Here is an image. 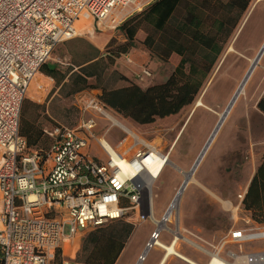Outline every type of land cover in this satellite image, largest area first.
Instances as JSON below:
<instances>
[{"label": "built area", "instance_id": "2783aa9c", "mask_svg": "<svg viewBox=\"0 0 264 264\" xmlns=\"http://www.w3.org/2000/svg\"><path fill=\"white\" fill-rule=\"evenodd\" d=\"M131 5L142 9L138 0H0V264H56L57 257L59 264H88L65 255L64 242L131 209H139L140 220L152 218L145 160L154 153L167 158L126 126H119L126 135L121 147L95 137L96 116H112L96 94L82 98L75 125L53 126L44 153L19 132L29 85L55 46L86 32L89 20L116 28L124 16L115 11ZM148 76L144 67L137 74L139 80ZM93 139L104 159L89 153ZM156 239L154 230L134 264ZM255 241L264 243V226L231 230L226 242L241 247ZM216 255L222 264H264V246L231 260Z\"/></svg>", "mask_w": 264, "mask_h": 264}, {"label": "rangeland", "instance_id": "374dc122", "mask_svg": "<svg viewBox=\"0 0 264 264\" xmlns=\"http://www.w3.org/2000/svg\"><path fill=\"white\" fill-rule=\"evenodd\" d=\"M138 1L141 6H145L151 0ZM134 7L135 5H131L120 9L124 12L122 15L131 12L135 9ZM88 24L87 30L90 31L92 29L91 20ZM141 33L139 32L140 35H142ZM123 42H125L124 36L117 33L115 39L111 40L109 47L114 48L116 44ZM263 42L264 0H251L204 80L196 98L180 113L168 118L157 119L150 125L138 126L120 114L111 112L114 118L123 122L126 127L131 128L141 140L155 146L167 158L165 169L153 181L150 190V206H154L156 219L160 218L159 212L165 204L167 205L170 202L174 193L181 186L184 179L183 173L189 171L192 167L209 134L212 132L218 115L226 108L238 82L242 80L248 69L249 61H246L242 71L233 82L226 84L220 81L224 67L229 63V60H227L224 66L222 65V68H220L221 61L226 60L227 47L232 46L235 51L244 47L248 50V58L251 59L256 56ZM138 43V39L134 41V48L135 46L138 48ZM131 50L132 48L129 52ZM132 52H135V50ZM127 56L131 59L130 63L124 58L125 56L122 60L124 64L133 68L132 79L139 80L137 74L140 73L143 67L149 70L150 76L143 77V81L140 82L143 85L162 82L171 73L178 60L175 55L169 61H161L157 56L150 55L151 58L156 60L150 59V64L148 62L146 66L139 68L132 62L133 55ZM137 56L138 59L141 57L139 54ZM119 57L121 55L115 61ZM263 75L264 52L246 84V89L253 83H258ZM263 90L264 83L258 87L255 100L261 96ZM243 98L244 95L240 96L231 106L230 113L224 119L220 130L196 167L192 175L193 179L187 183L175 216H172L169 222H163V230L160 229L163 231L159 237L160 240L168 242L172 239L171 232L167 230L169 228L171 230L175 229V231L180 229L181 234L207 251L222 248L224 251L239 254L251 251L254 248L256 250L263 248L264 243L262 241L245 243L241 247L233 242H226L231 230L247 227L241 220V207L237 208L238 194L244 190L246 181L251 175L264 146V116L252 114L255 110V100L245 104ZM198 103L201 104L197 105ZM78 116L77 111L73 110L69 116H66L65 119L61 118L59 121L63 125L73 126ZM102 118L95 130L97 137H104L112 144H116L118 140H126V135L120 130L119 126L103 115ZM146 204L148 206V202ZM155 227L156 224L146 219L134 228L132 240L124 252L120 264L127 263L136 246L139 245L143 233L148 230L152 231ZM96 228L98 227H93L85 232L79 231L76 235L82 234L83 238L86 233H92ZM106 229L108 230V227ZM67 231L68 228L65 229V232ZM64 245L68 254V242L66 241ZM195 247L187 242L177 243V249L181 253L185 254L184 251L186 250V254L192 257H196V254H198L200 259L203 258V261L198 262L197 259L195 261L199 264H206L209 260L204 256L203 251ZM157 253L155 248H151L147 254L145 264H152L158 255ZM169 263L188 264L176 256H172L171 262L167 264Z\"/></svg>", "mask_w": 264, "mask_h": 264}, {"label": "trees", "instance_id": "16d2710c", "mask_svg": "<svg viewBox=\"0 0 264 264\" xmlns=\"http://www.w3.org/2000/svg\"><path fill=\"white\" fill-rule=\"evenodd\" d=\"M251 0H155L145 9L130 16L119 25L125 42L109 49L112 57L126 53L133 45L137 33L144 32L143 45L161 61L178 57L171 73L160 83L142 89L125 76H117L112 86L87 84L85 79H70L67 95L73 84L76 89H99V99L122 117L138 126H146L157 119L175 116L190 105L199 93L224 45L236 28ZM179 16V17H178ZM53 74L46 64L40 67ZM124 81L126 85H118ZM264 113V92L257 102ZM21 114V111H20ZM19 121V132L27 145L42 153L48 146L37 145L40 132L34 126ZM242 206L250 211L257 222H264V154L242 198ZM108 227V230L106 229ZM131 225L109 221L86 233L82 240V259L88 264H114ZM60 259L57 257L56 264Z\"/></svg>", "mask_w": 264, "mask_h": 264}, {"label": "crops", "instance_id": "0c3cea01", "mask_svg": "<svg viewBox=\"0 0 264 264\" xmlns=\"http://www.w3.org/2000/svg\"><path fill=\"white\" fill-rule=\"evenodd\" d=\"M153 1H155V0H151L145 6L143 5L141 10L145 9ZM141 10H134L133 9V10H131V12L129 11L128 13H125V15H123L124 17L122 19V22L124 20H126L127 18H129L130 16L140 12ZM115 13H116V15L121 17L122 13H124V12L121 10H118V11H115ZM109 24H110V22L107 21V22H105V24L102 23V26H100L98 28L96 22L92 20L91 21L92 29L90 31H88V30L86 32L83 31L79 36H77L73 39H70L64 43H60V44L56 45L55 48L53 49L54 52L51 53L52 55H50L51 57L46 62H44L42 64V65L46 64L49 68L55 70L54 75L48 74L39 68L38 72L33 77L32 81L29 85V88L27 90L26 96L22 102L20 115H21V117L24 115V117H25L24 122H26V124L29 123L30 125L34 126L35 130H37L41 133L37 145H43V146L50 145L51 140H52L51 134H52L53 126L56 124L63 125L59 120L61 118L65 119L66 116H69L71 111H73V110L77 111V114L79 116L77 118L76 123L78 122V120L81 117V113H82L81 109H82V98L83 97L89 96L91 93H94L99 97L100 90L95 89V88L91 89L89 87H86L87 84L88 85L89 84H96L99 86L100 85H107V87H109L110 85L112 86L113 84H115L117 82V80H118L117 76L123 75L128 80H130L131 82H134L135 84L140 86L142 89H145L147 86H149V85L141 84L140 83L141 80H137L135 78L132 79V75H133L132 72H134L133 68L124 64L123 60H122L125 58L127 60V62L130 63L131 59L128 58L127 55H133L132 62L136 67H139V68L141 66H146V64L148 62L150 64V59L156 60V59L151 58L150 55H153V53H151L142 43V40L144 37V32L140 30L139 32H142L141 33L142 35H140L138 32L136 37H135V41L137 39L139 40L138 48H136V46L134 48V46H133V47H131L132 50L130 52H129V50H130L129 49L126 53H120L118 56L121 55V57H119V59L115 61V59L118 56L112 57L110 55L109 49H112V48L109 47V44H110L112 39H115V36L117 33H119L122 36H124V35L119 31V26L114 28V27L110 26ZM133 50H135V52H132ZM137 54L141 55V57H139V59L137 58L138 57ZM136 58H137V60H136ZM73 75H75L74 83L76 81V78L77 79H85L86 86L80 87V89H76L75 84H73L72 89H71V93H69L67 95L66 93L69 89L68 86H69V83L71 82L70 78ZM121 84L126 85V83L124 81L123 82L119 81L118 85H121ZM263 92H264V90L262 91V94H263ZM262 94H261V96H262ZM260 97L255 100V110L252 112V114H255V115L258 114V115L264 116V113H262L257 108V102L260 99ZM109 109H110V112H112V111L115 112L113 109H111V108H109ZM101 118H102V116H96V119H95L96 120V126L94 129V136L95 137H97L95 135V130L97 128V124L99 123V121H101L103 119V118L102 119ZM103 120L106 121L105 119H103ZM24 138L26 139V137H24ZM105 140L108 141L107 139H105ZM125 142H127V141H125ZM109 143L112 146L121 147L122 144L124 143V139L118 140L116 144H112L111 142H109ZM88 151L93 156H95V157L97 156L100 159H104V155H103L102 151L100 150V148L98 147L95 139H93L91 141V144H90V147L88 148ZM263 154H264V146L262 148V152L259 155V158L257 160V163H256L251 175L249 176V178L246 181V185L244 187V190L242 191L243 196H244V193L246 192V189L248 187V184H249L251 178L253 177V175L256 171L257 166L259 165V163L261 161ZM238 201L239 202H238L237 208L241 207V210H242L241 211L242 212L241 220L243 221V224H246V226H247L246 228H251L254 230L262 229L264 226V222L255 221L252 218L250 211L245 210L243 208L242 200H240L238 198ZM168 204L167 205L165 204L163 209L159 212V216H160L159 219L155 218V214H154L155 211L153 208L154 206L151 205L149 211H150L152 218L155 220H160L161 217L164 214H166ZM138 216H139V209H135V210L131 209L127 212V214L123 218L118 219V220H121V221L131 225L132 229H131L130 234L128 235V237L124 241L123 249H122L119 257L117 258V260L115 261L114 264H120L121 258L123 256L124 252L126 251L129 243L132 240V236H133V233L135 231L134 228L141 221H143V220H140ZM152 218H147V219H149L151 222H153ZM115 221H117V220H115ZM169 221H170V219H169ZM162 228H163V224L161 225L160 229L163 230ZM155 229H156V227L154 229H152V231L148 230V231L143 233L139 245L136 246L135 251L132 253L131 257L128 259L126 264H134L135 263V261L137 260V257L144 251L145 244L147 243V241L150 238L151 233ZM161 230H160L159 237L161 236V234L163 232ZM167 230L169 232H171L172 239L168 242H165L162 240L161 241L168 244L174 238L173 231H175V229L170 230L169 228H167ZM179 230L180 229H178V231H175V232H177V233H175V235L178 234V236H179L178 239L175 240L176 249H177V243L178 242H187L189 245L194 246V247L196 246L195 248H199L198 250L203 251L204 256H206L208 260H210V253H218L219 256L224 257L228 260H231L232 254H238V253L232 252V251H224V250H222V248H218L215 251H213V250L207 251L206 249L197 245L195 242L189 240L187 237H185L183 234H181ZM82 240H83L82 234L75 235L73 238L69 239L67 241L68 242L67 249H68L69 253L68 254L66 253V248H65V245L63 244L64 254L71 257V258L83 261L82 251H81ZM151 248H155L158 252L157 253L158 255L156 256L157 258L155 257L152 264H158V262L162 256L163 251L157 249L154 245ZM151 248H149L145 252L144 260L142 261L141 264H145V262L147 260V254ZM254 250H256V249L254 248L251 251H254ZM184 252L186 254V250ZM172 256H174V255L169 256L164 261L163 264H167L168 262H171ZM186 256L190 257L191 259L195 258V259H193L194 261L196 259L198 260V262L203 261V258L200 259L198 254H196V257H192V256H189L187 254H186ZM195 262H197V261H195ZM169 264H171V263H169Z\"/></svg>", "mask_w": 264, "mask_h": 264}, {"label": "bare ground", "instance_id": "6f19581e", "mask_svg": "<svg viewBox=\"0 0 264 264\" xmlns=\"http://www.w3.org/2000/svg\"><path fill=\"white\" fill-rule=\"evenodd\" d=\"M226 52H227L226 53V60H224V61L222 60L221 61L220 68H222V65L224 66V64L226 63L227 60H229V63L224 67V70H223L222 77H221L220 81L222 83H226L227 84L229 82L230 83L233 82L238 77V75L242 71L243 66L245 65V62L246 61H249V66H250L252 64V62L254 61V57L251 58V59L248 58V50L246 48H244V47H242L241 49L235 51L232 46H229V47H227ZM257 63L258 62H255L254 64L257 65ZM249 66H248V68H249ZM252 72H251V74H252ZM251 74H250V76H251ZM250 76L248 77V79L246 80V82L244 84L242 83L239 86V84H240L241 81L238 82L234 93L236 92V90H238L239 91V94L236 97L235 101L240 96H242V95H244V98L243 99H244V103L245 104H249V103H251V102H253L255 100V98H256L255 95L258 92V87H260L264 83V75H263L262 79L260 78V80H258V83L257 82L256 83H253V85H251L249 88L246 89V84H247ZM258 84H259V86H258ZM256 86H258V87H256ZM200 104L201 103H198L197 105H200ZM230 111H231V108L229 109L227 115L230 113ZM222 114H223V112L218 115L217 122H216L215 126L220 122V119L222 117ZM111 120L117 126H124V127L126 126V125H124L123 122L119 121L118 119L114 118L113 116H111ZM223 121H221V124L219 125V128H218L216 134L220 130V128H221V126L223 124ZM215 126H214V128H215ZM216 134L214 135V137L216 136ZM210 135H211V133L209 134V136ZM208 148H209V146H208ZM204 154L201 156V159H200L199 163L203 159ZM166 165H167V159L164 161L163 160V156H159L156 153H154V158H149V159H146L145 160V167H146V169H145V174L143 175V177H144V179L146 181V186H147V196H146L147 198H146V202H148L149 207H150V190H149L150 185H151V183H152L153 180L155 181L161 175V173L165 169ZM124 169L125 170H128L127 167H124ZM183 177L184 178H186V177L188 178L189 177V181H191L193 179L192 178V175H191V173H189V171L184 172L183 173ZM182 188L179 187L177 189V191L174 193L173 197L171 198V200H170V202H169V204L167 206L166 214H164L161 217L160 220H155V219L152 218V221L157 225L156 226V229H155V232L157 233V239L155 240L154 246L157 249L163 251L162 256H161L158 264H163L164 261L169 256H171V255H174V256L182 259L183 261H185V262H187L189 264H199V263L195 262L193 259H191L190 257L184 255L183 253L179 252L176 249V247H175V240L178 239V237H179L178 234L175 235V233H177V232L173 231L174 238L168 244L162 242L159 239L160 228H161V225L163 224V222H167V221H169V219H171L172 216H175V213H176V211L178 209V205H179L181 196H182L183 191L185 189V188L184 189H182ZM207 264H222V261L220 260V258L217 257L216 253H210V262L207 263Z\"/></svg>", "mask_w": 264, "mask_h": 264}, {"label": "water", "instance_id": "95a60500", "mask_svg": "<svg viewBox=\"0 0 264 264\" xmlns=\"http://www.w3.org/2000/svg\"><path fill=\"white\" fill-rule=\"evenodd\" d=\"M263 52H264V42H263V44L261 45L260 49L258 50L256 56L254 57V61L252 62V64L249 66L248 70H247L246 73L244 74V76H243V78H242V80H241L239 86H240L242 83L244 84V83L246 82V80H247L248 77L250 76L251 72L253 71L254 67L256 66V64H254V63H255V62H258V60L260 59V57H261V55H262ZM238 94H239V91L236 90V92L232 95L230 101L228 102L226 108H225L224 111H223V114H222V117H223V118L221 117L220 122H219V123L215 126V128L212 130L211 135L208 137V139L206 140L205 144L203 145L201 151L199 152L198 156L196 157V159H195V161H194L192 167H191L190 170H189V173H191V175H193V173H194L196 167H197L198 164H199V161H200V159H201V156H202V155L205 153V151L207 150L209 144L211 143V141H212L214 135L216 134V132H217V130H218V128H219V125L221 124V121H223L224 118L226 117V115H227L229 109H230L231 106L233 105V103H234L236 97L238 96ZM188 181H189V177H188V178H187V177L184 178V179H183V182H182V184H181V186H180V188L183 187L182 189H184L185 186L187 185Z\"/></svg>", "mask_w": 264, "mask_h": 264}]
</instances>
